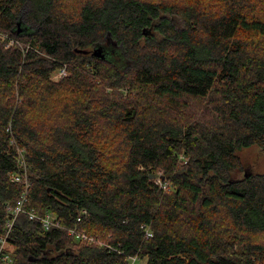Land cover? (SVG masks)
<instances>
[{
    "label": "trees",
    "instance_id": "1",
    "mask_svg": "<svg viewBox=\"0 0 264 264\" xmlns=\"http://www.w3.org/2000/svg\"><path fill=\"white\" fill-rule=\"evenodd\" d=\"M0 34V235L20 150L24 208L94 240L20 214L0 264H264V0H0Z\"/></svg>",
    "mask_w": 264,
    "mask_h": 264
},
{
    "label": "built area",
    "instance_id": "2",
    "mask_svg": "<svg viewBox=\"0 0 264 264\" xmlns=\"http://www.w3.org/2000/svg\"><path fill=\"white\" fill-rule=\"evenodd\" d=\"M0 39L6 42L7 48L12 47L15 43L13 39L5 35L0 34ZM64 70H66L64 66L60 67L58 69L57 77L59 78H62V76L65 77ZM17 152L19 156L18 164L23 169L24 173L22 176L21 175L12 176V181L15 183H23L25 185V188H24L25 191L21 194L20 199L14 205H11L9 203L4 204V209L6 212V220L4 222L3 233L0 235V262H5V261L11 262L12 261L11 257L9 256V254L5 252V250L8 246V239L13 233L15 221L20 214L26 215L29 220H36L40 222L42 224V228L45 231H49L51 229L66 230L67 234L71 236L72 238H74L76 241H83L89 244L93 243L94 242L93 238L89 237L83 231H80L77 226L73 228H69V229L64 228V226H62L60 222L57 221L56 218L50 213L47 212L43 216H39L35 211L24 208V205L27 202V196H26L27 187H28V183L26 179L27 174H26V166L24 164L22 153L20 150H18ZM83 214H86V211L83 210L81 212L76 213V219H75L76 224H80L83 222ZM146 237H150V234L148 231H146ZM101 246L104 248H107L109 251L112 250V247L110 245L102 244ZM137 262L138 260L136 257L128 258V264H136Z\"/></svg>",
    "mask_w": 264,
    "mask_h": 264
},
{
    "label": "rangeland",
    "instance_id": "3",
    "mask_svg": "<svg viewBox=\"0 0 264 264\" xmlns=\"http://www.w3.org/2000/svg\"><path fill=\"white\" fill-rule=\"evenodd\" d=\"M24 16H25V12L23 11L21 13V15H20V21L21 22H22ZM179 20L180 19H178V18H172V22H174L177 25L180 24V21ZM0 42L4 45V48L5 49L12 48V47L7 48L5 41L0 40ZM108 59L110 61L114 62L115 64H117L120 67L124 63L123 57L117 51L114 54H110L109 57H108ZM61 66H65V68H66V65L65 64L64 65H61ZM64 71H65V75H64L65 77L62 76V78H59V77H57V73H58V68H57L55 71H53L50 74L49 81L50 82H53V83H58L63 78H66L69 75V73L67 71V68ZM55 104L56 103H54L52 100L51 101L46 100V105H47L46 106V111L40 110V111H38L35 114V116L36 117H40V116H45L46 114L48 116H52L54 114V111L53 110H55V109H53V108H54V105ZM42 111L45 112L46 114L43 115V112ZM238 155H239V157L242 160V163L244 165V173L245 172H246V174L247 173H256V172L264 173V157H263V155L261 154V152H260V150L258 148L251 147L249 149H242V150H240L238 152ZM184 161H186V159H184ZM154 183L158 184L161 187H163V185H165V184H162V182L159 180V178H155L154 179ZM136 264H144V262L143 261H138Z\"/></svg>",
    "mask_w": 264,
    "mask_h": 264
},
{
    "label": "water",
    "instance_id": "4",
    "mask_svg": "<svg viewBox=\"0 0 264 264\" xmlns=\"http://www.w3.org/2000/svg\"><path fill=\"white\" fill-rule=\"evenodd\" d=\"M16 26L18 28L17 35H20L23 30L28 31L29 29L28 27H24L21 21L17 22ZM148 33H150V29H148L147 31L143 30V34H148ZM112 47H115V45H113ZM109 50H111L110 46L99 44V45H96L90 52H87V51H77V52L84 54V55L89 54L92 57L100 59V60H107L110 54ZM244 176L247 177L246 172L244 173Z\"/></svg>",
    "mask_w": 264,
    "mask_h": 264
},
{
    "label": "flooded vegetation",
    "instance_id": "5",
    "mask_svg": "<svg viewBox=\"0 0 264 264\" xmlns=\"http://www.w3.org/2000/svg\"><path fill=\"white\" fill-rule=\"evenodd\" d=\"M113 51V49L111 48V50H109V52Z\"/></svg>",
    "mask_w": 264,
    "mask_h": 264
}]
</instances>
